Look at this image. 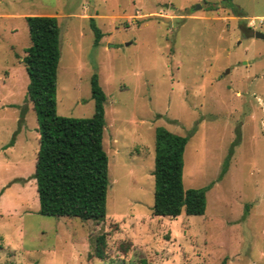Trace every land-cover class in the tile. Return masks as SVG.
Segmentation results:
<instances>
[{"label":"rangeland","instance_id":"obj_1","mask_svg":"<svg viewBox=\"0 0 264 264\" xmlns=\"http://www.w3.org/2000/svg\"><path fill=\"white\" fill-rule=\"evenodd\" d=\"M27 15L60 27L57 114L92 115L93 73L106 95L102 220L38 212ZM261 17L264 0H0V264H264ZM159 126L188 137L182 182L210 185L203 214H152Z\"/></svg>","mask_w":264,"mask_h":264},{"label":"trees","instance_id":"obj_2","mask_svg":"<svg viewBox=\"0 0 264 264\" xmlns=\"http://www.w3.org/2000/svg\"><path fill=\"white\" fill-rule=\"evenodd\" d=\"M230 1V0H228ZM30 44L21 57L28 76L26 99L32 102L38 123V148L33 178L38 212L43 215L102 220L106 212L108 157L102 145L106 95L97 73L90 78L94 110L89 117L58 115L56 74L60 27L56 16L27 15ZM93 45L102 31L90 18ZM250 30L249 28H247ZM188 137L165 127L155 129L152 214L175 217L203 214L205 187L185 188L182 182L183 152ZM102 240V239H101ZM97 254L101 255L98 251ZM138 264H151L140 259Z\"/></svg>","mask_w":264,"mask_h":264},{"label":"water","instance_id":"obj_3","mask_svg":"<svg viewBox=\"0 0 264 264\" xmlns=\"http://www.w3.org/2000/svg\"><path fill=\"white\" fill-rule=\"evenodd\" d=\"M254 37L264 39V32H262L260 30H255L254 31Z\"/></svg>","mask_w":264,"mask_h":264},{"label":"built area","instance_id":"obj_4","mask_svg":"<svg viewBox=\"0 0 264 264\" xmlns=\"http://www.w3.org/2000/svg\"><path fill=\"white\" fill-rule=\"evenodd\" d=\"M262 20H264V17H261L260 18V21H262ZM254 20H251L249 23H248V25H249V27H253L254 25Z\"/></svg>","mask_w":264,"mask_h":264}]
</instances>
